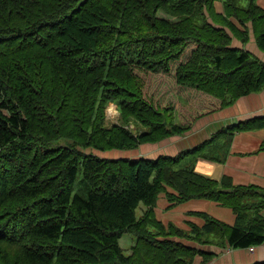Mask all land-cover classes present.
Listing matches in <instances>:
<instances>
[{
    "label": "trees",
    "instance_id": "16d2710c",
    "mask_svg": "<svg viewBox=\"0 0 264 264\" xmlns=\"http://www.w3.org/2000/svg\"><path fill=\"white\" fill-rule=\"evenodd\" d=\"M215 1L0 0V264H193L198 254L207 263L213 253L175 238L264 243V187L195 170L200 157L223 161L235 132L264 127V116L175 156L96 152L185 134L206 113L198 105L212 112L264 89V60L245 47L252 28L264 51V7L222 0L218 13ZM114 103L123 125L106 124ZM161 193L172 206L217 200L237 222L203 213L190 230L165 224L155 213ZM126 232L131 254L120 244Z\"/></svg>",
    "mask_w": 264,
    "mask_h": 264
},
{
    "label": "crops",
    "instance_id": "0c3cea01",
    "mask_svg": "<svg viewBox=\"0 0 264 264\" xmlns=\"http://www.w3.org/2000/svg\"><path fill=\"white\" fill-rule=\"evenodd\" d=\"M257 3L261 7H264V0H257ZM214 6L218 13H224L225 6L222 0H216ZM232 20L239 25V22L235 18H232ZM254 35L251 28V38L245 47L264 60V51L257 45ZM162 87L166 88L168 84L163 83ZM172 92L169 89L166 93ZM197 108L200 112L206 113L197 118L191 129L185 132V134L171 136L157 143H145L137 149L129 150L131 151L130 155L115 154L114 157L147 156L156 158L160 155L175 156L184 150L204 143L214 133L223 128H228L241 121L263 117L264 89L260 92L244 95L237 99L233 105L216 111L208 112V105H198ZM203 108L206 111H202ZM195 170L212 179L222 180V178H225L235 185L254 184L264 187V127L254 130L236 131L229 146L228 154L223 161H214L200 157L197 159ZM169 191L176 192L173 188H170ZM145 210L146 207L143 209V212ZM155 213L165 224L174 223L186 230H190L191 223L203 226L206 223V219L202 215L203 213L229 224L237 222V213H235L233 208L223 205L217 200L192 198L172 206L166 193L159 195L155 206ZM175 239L213 253V257L207 263H204L202 255H196L193 264H256L264 262V243L249 248H233L229 242L225 245L218 242L215 244H201L194 240L179 237ZM135 241L136 238L133 245ZM131 253L132 249H130L129 254Z\"/></svg>",
    "mask_w": 264,
    "mask_h": 264
},
{
    "label": "rangeland",
    "instance_id": "374dc122",
    "mask_svg": "<svg viewBox=\"0 0 264 264\" xmlns=\"http://www.w3.org/2000/svg\"><path fill=\"white\" fill-rule=\"evenodd\" d=\"M155 88V86H152L150 87L149 91L150 92H153V89ZM157 98L159 97V95L157 94L156 95ZM166 96V97H165ZM161 97H165L164 99H162L163 101V104L167 103V101H170V100H173V96L172 94H167V93H163L161 95ZM178 101H180L182 104L183 103H186L185 101V98H177ZM111 106H114L115 107V113L114 114H109L110 112V108H112ZM117 105L114 103V104H110L109 107L107 108V111H106V116H107V125L110 126V125H113V124H120V125H123L121 122V115H120V112L119 110L117 109ZM181 121L180 119L177 120V122ZM130 126L131 129H134L136 132H137V127L134 125V124H130L128 125ZM191 129V128H190ZM175 136V135H173ZM171 137V136H170ZM166 139V138H165ZM66 141H62L61 143H65ZM142 149V147H141ZM96 152H99L100 154H103L102 151H96ZM130 152L129 150H124V151H119V150H112V151H105L104 154L105 155H110V154H124V155H130ZM81 179H82V174L80 172L79 176H78V179H77V187H80V183H81ZM162 194V193H161ZM84 195H86V193H84ZM145 208V205L144 203H141L140 207L137 209V216L140 217L142 216V213H143V209ZM135 240V235L133 233H129V232H126L122 235L121 239H120V244L122 246V248L124 249V252L126 254H129L130 253V249H131V246L133 245V242Z\"/></svg>",
    "mask_w": 264,
    "mask_h": 264
},
{
    "label": "water",
    "instance_id": "95a60500",
    "mask_svg": "<svg viewBox=\"0 0 264 264\" xmlns=\"http://www.w3.org/2000/svg\"><path fill=\"white\" fill-rule=\"evenodd\" d=\"M85 1H86V0H81V2L79 3V5L82 4V3H84ZM102 155L105 156L104 153H103ZM114 155H115V154L112 153V154H110V155H106V156L115 158ZM123 157H133V156H123ZM135 158H137V157H135ZM224 191H225V192H230V191H231V188H225Z\"/></svg>",
    "mask_w": 264,
    "mask_h": 264
},
{
    "label": "bare ground",
    "instance_id": "6f19581e",
    "mask_svg": "<svg viewBox=\"0 0 264 264\" xmlns=\"http://www.w3.org/2000/svg\"><path fill=\"white\" fill-rule=\"evenodd\" d=\"M112 108H110L109 110H110V112H109V114H114L115 113V107L114 106H111Z\"/></svg>",
    "mask_w": 264,
    "mask_h": 264
}]
</instances>
